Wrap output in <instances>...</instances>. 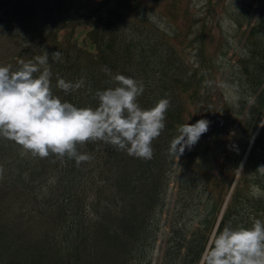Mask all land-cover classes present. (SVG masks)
I'll list each match as a JSON object with an SVG mask.
<instances>
[{"label": "trees", "instance_id": "obj_1", "mask_svg": "<svg viewBox=\"0 0 264 264\" xmlns=\"http://www.w3.org/2000/svg\"><path fill=\"white\" fill-rule=\"evenodd\" d=\"M183 1L170 0L163 11L169 28L144 11L145 0H17L11 6L15 20L27 25L23 31L34 36L19 50L12 70L20 60H34L47 52L52 91L62 101L95 108V93L117 86L112 78L122 74L143 84L144 91L137 97L141 108H151L163 98L170 106L165 128L152 143L150 160L102 141H89L77 145V151L92 159L77 166L74 159L54 154L34 157L0 137V259L4 263L152 264L176 162L169 152L170 141L186 116L206 108L217 113L218 126L224 125L232 138L221 142L223 162L218 173L203 167L198 151L185 149L182 154L180 204L173 207L169 219L173 229L161 264L200 263L220 207L212 200L213 189L219 188L223 196L224 167L236 170L235 150L243 153L264 115V4L252 15L246 13L248 18L233 15L237 34L246 38L237 66L256 90L241 99L238 111L227 107L222 123L216 59L208 50L217 56L226 52L221 46L211 49L216 37L212 18L203 17L198 31L192 22L184 33L175 20ZM207 8L214 17L216 3L207 0ZM188 12L185 9L186 16ZM191 34L195 39L188 43ZM187 48H195L192 63L183 56ZM56 51L61 53L59 60L51 56ZM58 77L73 84L83 80V86L66 93L57 87ZM260 163H264V124L243 174L246 183L260 181L264 188V173L257 171ZM198 188L210 191L202 202L206 214L191 230L185 217L204 197ZM233 197L217 233L225 226L251 227L254 219L264 221V196L248 199L247 209L241 206L238 189Z\"/></svg>", "mask_w": 264, "mask_h": 264}, {"label": "clouds", "instance_id": "obj_2", "mask_svg": "<svg viewBox=\"0 0 264 264\" xmlns=\"http://www.w3.org/2000/svg\"><path fill=\"white\" fill-rule=\"evenodd\" d=\"M51 56L59 60L61 53ZM48 60L45 52L34 60H20L15 70L0 66V137L14 141L34 157L54 154L74 159L77 166L92 159L77 151V145L89 141H102L130 156L152 159V143L165 128L168 99L141 108L137 97L144 91L143 84L116 74L112 79L117 86L95 93V108L77 107L53 94ZM57 79V87L66 93L83 86V80L73 84ZM209 124L206 119L181 124L170 141V154L179 159L207 133ZM235 171L241 173L242 169ZM257 171L264 173V166ZM259 191L252 189L254 196ZM201 264H264V221L254 219L251 227L225 226L211 237Z\"/></svg>", "mask_w": 264, "mask_h": 264}, {"label": "rangeland", "instance_id": "obj_3", "mask_svg": "<svg viewBox=\"0 0 264 264\" xmlns=\"http://www.w3.org/2000/svg\"><path fill=\"white\" fill-rule=\"evenodd\" d=\"M17 0H0V64H4L7 61H10L12 58V54L15 53L16 51L19 50L22 45L26 43H30V38L34 37L33 34L30 32H24L23 28L27 27L26 24L22 22H18V20H15L16 15L14 14L13 9L11 6L16 3ZM263 0H220V5L217 7V17L218 20L220 21L221 25L223 26L224 30L226 31L227 34H229L230 37H232L235 34V30L233 29V22L232 19L229 15V7H236L237 4H241L242 8H249L257 6L260 4ZM189 3V9L190 12L193 14H200L205 11V5H206V0H185L181 4V10L179 14L175 16V20L180 24V27L183 28L184 33L187 32L189 25L191 24L193 20V15L186 16L185 15V8L188 6L187 4ZM237 3V4H236ZM170 0H162L161 2H158L157 0H145V7L144 11L149 14L150 16L153 17V19L161 26L166 27L169 25V19L166 17H163V11L166 10V8L169 6ZM187 5V6H186ZM186 6V7H185ZM19 35V38L17 37ZM190 37V36H189ZM233 40V45H232V50L237 47V49H240V44L238 39L235 37H232ZM10 63V62H9ZM226 65V63H223ZM218 79L221 81V86H223L225 90V96L229 101H235L237 99V94L235 92V88L230 84L229 82L224 81L226 79L225 74L219 75ZM210 133V128L207 131V133L203 134L201 137H208V134ZM211 137V136H210ZM208 139V138H207ZM235 142H238L239 135L236 134L234 137ZM209 140V139H208ZM210 141V140H209ZM196 146V145H195ZM211 149L216 150V146L214 144L210 145ZM235 147V146H234ZM241 152V149L237 148L235 150L236 156L239 155ZM218 154L217 157H214V159H218ZM203 162L206 165L207 162L209 161V158L206 157L205 155L203 156ZM213 159V161H214ZM183 161H180V164L176 165L175 171L172 173L171 176V199L170 203L164 207L163 211V217L164 219H167V221L163 222V228L167 231L169 229V222L168 220L172 216V213L174 211V204L179 205L180 203L177 204V197L179 194V178L178 175L181 171ZM216 164H214L215 166ZM207 166V165H206ZM264 166V165H262ZM235 168L232 166L231 168L224 167L223 170V188L225 190L228 189L229 187V182L232 179V176L235 175ZM240 186V182L236 186L237 188ZM253 187L258 188L259 194H263L264 190H262L260 185L255 184V180H251L248 182L243 190L240 187V196L241 199H245L244 193H251ZM235 191V190H234ZM197 192L203 194V198L200 202V204L197 206V208L192 211L189 215H186L185 220H190L189 223H191V230H193L195 227H197L200 224V217L201 214L203 216L206 214V211L203 210L204 205L202 202H205L209 190L204 191L202 188H198ZM221 191L219 188L217 190L213 189V194H212V200H214L218 205L221 204L223 199H221ZM223 197H224V192H223ZM232 200H234V197H232ZM196 201V200H195ZM208 213V212H207ZM192 219V220H191ZM161 232L162 229H161ZM168 233H164L162 236V239L160 240L162 244L166 243V237ZM159 250L157 252V255H160ZM0 264H6L0 259ZM153 264H161L160 261H155Z\"/></svg>", "mask_w": 264, "mask_h": 264}]
</instances>
